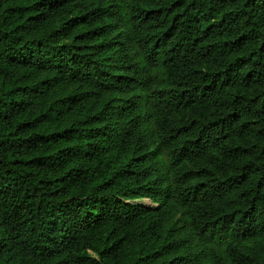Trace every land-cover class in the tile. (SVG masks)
<instances>
[{
    "label": "trees",
    "instance_id": "1",
    "mask_svg": "<svg viewBox=\"0 0 264 264\" xmlns=\"http://www.w3.org/2000/svg\"><path fill=\"white\" fill-rule=\"evenodd\" d=\"M125 1L0 0V264H264V0Z\"/></svg>",
    "mask_w": 264,
    "mask_h": 264
},
{
    "label": "rangeland",
    "instance_id": "2",
    "mask_svg": "<svg viewBox=\"0 0 264 264\" xmlns=\"http://www.w3.org/2000/svg\"><path fill=\"white\" fill-rule=\"evenodd\" d=\"M118 1L121 3V5L123 6V8H125L126 1L125 0H118ZM133 203H137V204H141V205H145V206H150V207L153 206L148 201H145V200H139V201L133 202Z\"/></svg>",
    "mask_w": 264,
    "mask_h": 264
}]
</instances>
